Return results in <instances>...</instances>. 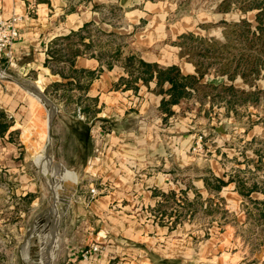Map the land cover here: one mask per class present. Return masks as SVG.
<instances>
[{
	"label": "crops",
	"instance_id": "obj_1",
	"mask_svg": "<svg viewBox=\"0 0 264 264\" xmlns=\"http://www.w3.org/2000/svg\"><path fill=\"white\" fill-rule=\"evenodd\" d=\"M113 2L123 10V15L119 18L126 20L125 26L118 24L116 27L111 24V21L114 22L113 11L119 9L115 6L105 8L103 4ZM175 10L176 0H0V20L19 18L16 27L20 33V39L5 50L0 63L24 77L34 75V82L39 89L41 86L47 88L52 83L63 82L44 66L49 46L54 40L78 31L83 25L94 23L106 34L132 38L129 51L137 54L143 61L156 63L161 67L177 65L183 75H196L194 66L185 58L179 57V48L163 43L176 42L185 33L202 37L218 34L219 28L214 30L210 26L222 21L238 22L244 18L252 20L254 16V12L245 15L238 11L221 14L200 8L193 13L187 11L179 20L168 23V16ZM141 24L143 25L137 30V26ZM159 43L168 51L160 49L155 52L152 48ZM125 49L121 48L123 55H126ZM104 50L113 52L115 45L102 48L101 44H96L90 54L79 56L74 62L75 69L96 73L83 96V99L95 100L93 104L97 110L88 120L93 148L92 156L87 157L84 171L96 179L98 189H95L91 200L82 205L83 212L77 216L70 236L65 238L66 251L59 264H70L82 249L92 243L101 246L96 264H153V259L159 262L165 259H190V238L185 234H178V231L186 227H179L186 215L172 228L178 209H169V202L161 199L157 192L165 195L173 192L181 198L186 196L187 201L193 200L195 193L200 198L211 195L221 197L227 193L241 205L243 199L235 191L234 183L223 187L217 195L209 193L203 178L212 175L227 182L229 176L233 175L232 172H225L217 161L209 160L208 170L211 169V172L192 174L193 169L189 167L194 163L202 165L204 160L188 154V139L172 140L163 133L164 129L161 127L175 120L174 127L184 129L181 124L188 116L209 120L214 110H222L221 114L225 119H233L242 126L248 125L244 131L246 136L250 137L256 131L240 152L246 161L254 163L258 160L255 150L259 148H254L253 145L256 140H264V126L261 123L263 111L259 109L258 114L254 115L255 121L251 119L253 114L249 112L253 106L237 109L236 115L231 111L227 112L224 107H214L208 116L204 112L197 116L195 111L183 112V103L173 106L174 115L163 122L158 114L163 96L157 93L155 80L146 86L138 80L136 92L125 90L124 85L115 87L119 79L127 78V75L119 64L106 68L108 59L97 57ZM201 83L232 84L235 88L246 91L264 90V79L257 80L251 88L239 79L231 83L225 77L212 75L204 76ZM19 88L21 92L10 86L4 88L0 85V125L9 124L6 132L0 135V177L15 181L28 178L26 174L19 176V172H23L24 163L28 161L24 158L23 151L31 161L40 151L36 148L37 143L32 141V125L36 126L38 140H41L40 133L47 132V120L42 119V110L36 103L30 102L34 95ZM73 92V99H77L80 93ZM79 110L77 107V117L85 121ZM149 113L153 114L152 118L145 115ZM179 118L181 121H178ZM106 124L110 126V130L103 127ZM26 140L30 144L29 148ZM246 146L250 148L254 159L245 157ZM225 151V154H219L227 157V151L232 150L225 148ZM179 177L185 178L184 182L179 183ZM178 192L180 193L177 194ZM61 195L65 196L66 192L61 190ZM251 198L263 200L264 195L252 193ZM159 204L166 210L164 216L156 212ZM204 247L206 246L203 245ZM213 259L220 264H233L235 260L227 254Z\"/></svg>",
	"mask_w": 264,
	"mask_h": 264
},
{
	"label": "rangeland",
	"instance_id": "obj_2",
	"mask_svg": "<svg viewBox=\"0 0 264 264\" xmlns=\"http://www.w3.org/2000/svg\"><path fill=\"white\" fill-rule=\"evenodd\" d=\"M103 6L105 8L106 6H115L119 9L113 11L115 12L113 15L114 22L111 21V24H115L116 27L118 24L125 26L126 20L123 17L119 18L120 15H123V10L118 7L117 3H106ZM200 8H204V6L202 5L198 9ZM195 11V8L188 10L192 13ZM182 14L175 10L172 15L168 16L169 21L167 22L171 23L179 20ZM249 18H251V15ZM142 25L137 26V30ZM212 29L216 30V27ZM214 35L219 36V33ZM131 40L132 38L125 37L116 40V43L125 46V54H127L130 50ZM174 42L171 41L168 44L172 45ZM162 45V43L155 44L152 49L155 52L160 51V49L167 50L162 48ZM0 70L15 78L25 79L37 85L34 82V75L24 77L8 69L6 64L1 63ZM11 83L9 84L8 81L0 79V85L4 88L10 86L21 92L20 86ZM41 87V94L47 97L56 108L51 123L49 145L45 151L46 156L49 158L43 155L48 141L47 132L40 133L39 138L41 140H38L36 138V126L33 124L31 127L34 134L32 141L37 143L36 148L38 147L40 151L39 154L34 155V159L31 161L24 150V158L28 161L26 164L24 163L23 172H19V176L26 174L28 178L15 181L10 180L8 177H0V264H59L61 256L66 251L65 238L70 236L71 230L76 225L77 216L83 212L82 205L94 196L90 193V190L92 188L98 189L97 184H95L96 179H93L91 175L84 171L87 165V157L92 156V141L90 139L87 142L81 136L83 140L85 139L82 141L75 135V130L80 129L75 126V123L81 120L77 117L78 113L76 112V108L79 106L75 103L67 104L60 100L58 96L62 91L55 94V97H50L45 94L46 88ZM73 94L75 95L76 92H73ZM36 100V97L33 96L30 102L38 105L42 110V119L47 120L48 112L44 104L36 102ZM81 105L94 108V104L85 99L82 100ZM259 109L253 107L249 110L253 114V117H251L253 121L256 120L254 115L258 114ZM221 112L222 110H214L209 116V120L205 118L195 119L192 115L188 116L181 124L184 129L174 127L175 120L169 121L170 123L165 127H161V129L163 128V133L172 140L173 138L175 141L183 138L188 139V154L199 160H204L203 167L201 163H194L189 167L193 169L192 174H208L211 169L208 170L207 161L215 160L227 173L232 172L234 175L241 170L240 175L242 178H252L258 182L264 181V170L263 172H255L254 164L257 161L254 163L246 161L240 154L244 150L245 143L250 140L251 135L255 134L256 131L250 134V137L246 136L244 131L248 125L242 126L233 119L227 120ZM145 115L153 117L151 113ZM178 121H181L180 118ZM103 127L108 130L111 129L107 124ZM89 131L90 127L87 130L88 136L90 135ZM79 133L81 135L85 132L81 128ZM26 144L29 148L30 144L27 140ZM253 146L264 151V144L260 142H255ZM225 148H231L232 150L227 151V157L219 154V152L225 154ZM246 149L245 157L254 159L249 151L250 148L246 146ZM218 156L220 157L218 158ZM52 162L69 172L60 174ZM262 163L264 164V158ZM65 175L67 177H64ZM184 179L179 177L178 182H184ZM61 190L66 192L65 196L61 195ZM26 193L30 198L26 197ZM176 197L181 201V196ZM184 197L186 199V196ZM209 200L212 201V208H219L213 216L205 215L200 209L194 217L187 213L179 226L182 228L183 225H186L184 229L178 231V234H185L190 238L192 257L190 259H165L162 262L153 259V264H220L213 258H219L223 254L234 257L233 264H264V246L259 251H255L252 242L244 236L243 231L248 226L245 224V214L240 206L241 204L237 203L227 193L221 197L214 195L201 196L199 204L205 208L209 205ZM189 201L193 200L189 199ZM167 206L169 209H177L170 203ZM50 207L48 217L46 212ZM187 215L190 217H187ZM36 223L42 225L34 228ZM33 228L34 236L32 235ZM203 245L206 246L205 249Z\"/></svg>",
	"mask_w": 264,
	"mask_h": 264
},
{
	"label": "trees",
	"instance_id": "obj_3",
	"mask_svg": "<svg viewBox=\"0 0 264 264\" xmlns=\"http://www.w3.org/2000/svg\"><path fill=\"white\" fill-rule=\"evenodd\" d=\"M176 5L178 12L183 14L203 5L211 13L225 14L238 11L245 15L254 12V16L252 20L244 18L238 22L222 21L213 25L219 28V36L202 37L185 33L177 38L172 45L179 48L180 58H185L194 66L196 75H183L177 65L161 67L156 63H147L130 51L123 55L121 48L125 46L116 43V40L123 37L113 33L106 34L94 23H87L78 31L71 32L68 36L58 38L51 43L44 66L49 68L52 74L58 75L63 82L52 83L45 89V94L55 97V94L62 91L58 96L60 100L79 106V112L85 118V121L80 120L75 123L77 128H82L85 132L80 135V129L75 128V135L80 140L86 139L89 142L91 139L87 135L88 120L95 115L97 110L81 104L88 85L95 78L96 73L75 69L74 62L77 57L90 54L96 44H101L102 48L107 46L111 48L115 45L113 52L104 50L97 55L99 59H108L107 69H110L113 64H119L127 75V78H120L115 87L124 85L125 90L130 89L136 92L138 80H141L145 86L155 80V89L163 96L158 108V114L163 122L174 115L173 106H180L183 103L185 104L183 112L195 111L197 116L201 112L208 116L214 107H224L227 112L231 111L236 115L237 109L247 106L260 108L264 114V90L246 91L235 88L232 84L201 83L204 76L212 75L225 77L231 83L239 79L251 88L255 86L257 80L264 79V0H176ZM102 39L106 41L102 42ZM86 40H88L87 43ZM168 43L170 42L163 44ZM73 91L80 93L76 100L73 99ZM85 100L95 103V100ZM261 123L264 126V116ZM8 127V123L0 125V135L4 134ZM81 136L85 139L83 140ZM255 142L264 144V140ZM255 154L258 157L254 164L255 172H263L264 151L259 148L255 150ZM241 173L242 171H237L236 174L230 175L227 182L210 175L203 178L204 185L209 193L217 195L223 187L234 183L235 191L243 199L241 207L245 214V224L248 226L243 231L244 236L252 242L253 249L259 251L264 246V199L254 200L251 194L264 195V181L242 178ZM157 194L178 209L172 222V228L180 223L187 213L194 217L201 209L205 215L213 216L219 210L218 207L212 208L211 200L208 201L209 205L203 208L199 204L200 196L197 193L191 202L184 197L180 201L173 192L167 195L160 192ZM26 197L30 198L29 195ZM157 208L158 214L160 213L161 216L166 214L162 204H159Z\"/></svg>",
	"mask_w": 264,
	"mask_h": 264
},
{
	"label": "built area",
	"instance_id": "obj_4",
	"mask_svg": "<svg viewBox=\"0 0 264 264\" xmlns=\"http://www.w3.org/2000/svg\"><path fill=\"white\" fill-rule=\"evenodd\" d=\"M18 22L19 18L16 17L9 20H0V57L8 47L20 39V33L16 27ZM90 193L94 195L95 189L92 188ZM100 252L101 246L92 243L82 249L70 264H96Z\"/></svg>",
	"mask_w": 264,
	"mask_h": 264
},
{
	"label": "water",
	"instance_id": "obj_5",
	"mask_svg": "<svg viewBox=\"0 0 264 264\" xmlns=\"http://www.w3.org/2000/svg\"><path fill=\"white\" fill-rule=\"evenodd\" d=\"M0 72H3V71L0 70ZM3 80L8 81V82H13V83L17 84L18 86H20L21 88H23L24 90H27V91H30V92H34V93L37 92L36 94L39 96V98L43 102V104L45 106V109L48 112V118H49V123H48V136H49L48 138H49V140L47 141V143L45 145V148H44V151H43V155H44V157L49 158V157L46 156L45 151H46L47 146L49 145V141H50V129H51L52 119H53L54 113L56 111L55 106L51 103V101L47 97H45L43 94H41V90H39V88L36 85H34L33 83H31V82H29V81H27L25 79L15 78V77H13V76H11L9 74H7V76ZM51 207H52V205H51ZM51 207L46 212V216H48V217L50 215L49 212L51 210ZM36 225H42V224H37L36 223L34 225V228H35ZM34 228H33V230H34Z\"/></svg>",
	"mask_w": 264,
	"mask_h": 264
},
{
	"label": "bare ground",
	"instance_id": "obj_6",
	"mask_svg": "<svg viewBox=\"0 0 264 264\" xmlns=\"http://www.w3.org/2000/svg\"><path fill=\"white\" fill-rule=\"evenodd\" d=\"M7 76V74L6 73H4V72H0V79H5V77ZM5 81V80H4ZM40 90V89H39ZM27 91V90H26ZM27 92H29L30 94H32V95H34L35 97H36V102H41V103H43L42 101H41V99L39 98V96L36 94V93H34V92H30V91H27ZM48 116V115H47ZM48 123H49V118L47 117V136H48ZM49 137V136H48ZM48 140H49V138H48ZM46 159V158H45ZM52 164H53V166H55V168H57V170H58V172L60 173V174H62V173H64L65 172V168H63V167H61L60 165H58V164H55L54 162H52ZM32 235H33V232H32Z\"/></svg>",
	"mask_w": 264,
	"mask_h": 264
}]
</instances>
